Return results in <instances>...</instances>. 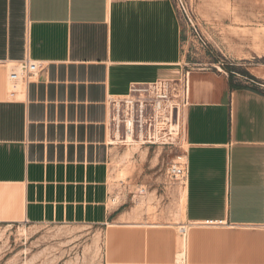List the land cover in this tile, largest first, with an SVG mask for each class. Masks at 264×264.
Instances as JSON below:
<instances>
[{
    "label": "crops",
    "instance_id": "crops-1",
    "mask_svg": "<svg viewBox=\"0 0 264 264\" xmlns=\"http://www.w3.org/2000/svg\"><path fill=\"white\" fill-rule=\"evenodd\" d=\"M185 34L173 0H0V223L99 226L105 264H264V88L187 68ZM162 80L190 93L184 233L112 200L111 99Z\"/></svg>",
    "mask_w": 264,
    "mask_h": 264
},
{
    "label": "rangeland",
    "instance_id": "rangeland-1",
    "mask_svg": "<svg viewBox=\"0 0 264 264\" xmlns=\"http://www.w3.org/2000/svg\"><path fill=\"white\" fill-rule=\"evenodd\" d=\"M173 1L186 30L187 68L222 69L233 83L264 88V80L253 74V68L264 67V0ZM113 113L112 105L110 121ZM110 126V138L116 140L112 200L123 209L133 202L136 212L153 223L172 217L187 224L181 217L184 185L169 172L173 161H185L186 141L168 146L150 138L144 142L138 134L131 141L123 124L120 132L113 121ZM0 264H105L104 230L85 223H0Z\"/></svg>",
    "mask_w": 264,
    "mask_h": 264
},
{
    "label": "built area",
    "instance_id": "built-area-1",
    "mask_svg": "<svg viewBox=\"0 0 264 264\" xmlns=\"http://www.w3.org/2000/svg\"><path fill=\"white\" fill-rule=\"evenodd\" d=\"M41 68L42 63L32 59L12 63L8 73L12 95L34 81ZM189 100L186 81L162 80L149 85L134 86L126 97L111 99L114 106L112 121L117 131H121L123 124L127 134H138L144 142L150 138L151 143L178 146L186 141L185 113ZM178 159L182 160V157L179 156ZM169 172L173 180L185 185L189 173L186 160L173 161ZM179 229L184 233L187 224H180Z\"/></svg>",
    "mask_w": 264,
    "mask_h": 264
},
{
    "label": "bare ground",
    "instance_id": "bare-ground-1",
    "mask_svg": "<svg viewBox=\"0 0 264 264\" xmlns=\"http://www.w3.org/2000/svg\"><path fill=\"white\" fill-rule=\"evenodd\" d=\"M116 134H117V139L119 140V138H120V134H119V132H117ZM132 135H133V134H131V133H129V135H128L129 140H131V141H132ZM110 140H111V143H112V142H113V143L116 142V140L113 139V138H111ZM127 140H128V139H127ZM181 157H182V156H181ZM182 158H183V157H182ZM183 185H184V184H183Z\"/></svg>",
    "mask_w": 264,
    "mask_h": 264
},
{
    "label": "trees",
    "instance_id": "trees-1",
    "mask_svg": "<svg viewBox=\"0 0 264 264\" xmlns=\"http://www.w3.org/2000/svg\"><path fill=\"white\" fill-rule=\"evenodd\" d=\"M230 80H231V82L233 83L231 76H230Z\"/></svg>",
    "mask_w": 264,
    "mask_h": 264
}]
</instances>
